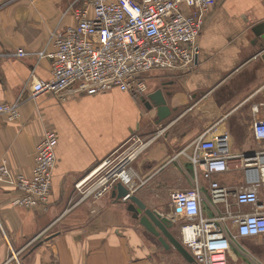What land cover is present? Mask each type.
Wrapping results in <instances>:
<instances>
[{"label": "crops", "instance_id": "0c3cea01", "mask_svg": "<svg viewBox=\"0 0 264 264\" xmlns=\"http://www.w3.org/2000/svg\"><path fill=\"white\" fill-rule=\"evenodd\" d=\"M84 1L0 0V102L24 98L32 80L50 78V59L36 52L53 49L51 33L73 25V9ZM263 31L264 0H224L205 16L193 67L149 73L142 95L118 88L44 94L26 97L17 120L0 114V163L5 159L10 170L0 176V264H197L172 245L165 248L112 189L98 200L82 197L80 189L108 161L129 154L126 187L172 220L170 232L179 242L185 218L170 197L195 185L201 216L227 215L219 225L234 234L231 216L255 210L238 204L235 193L253 182L259 165H247V158L263 148L252 134L253 122L264 119V58L257 48ZM18 49L28 54L12 55ZM157 89L170 110L158 122L156 109L145 103ZM46 130L57 136L48 203L12 205L19 195L16 176L30 175ZM219 136L226 138L228 168L207 179L202 163L208 150L197 142ZM212 181L224 189L222 199L212 198ZM226 264H264V235L232 240Z\"/></svg>", "mask_w": 264, "mask_h": 264}, {"label": "built area", "instance_id": "2783aa9c", "mask_svg": "<svg viewBox=\"0 0 264 264\" xmlns=\"http://www.w3.org/2000/svg\"><path fill=\"white\" fill-rule=\"evenodd\" d=\"M222 1L85 0L73 9L76 17L73 25L51 33L53 49L36 52L38 59H50L51 76L32 80L27 100L44 94L62 97L65 92L93 95L112 88L142 95L147 90L149 73L193 67L205 16ZM27 54L18 49L12 55L25 57ZM26 97L23 98L21 93L12 102H0V114L10 121L17 120ZM252 134L255 140L263 142V148L254 157L247 158V165L257 163L259 171L253 182L235 193V198L238 204L253 205L255 210L231 216L236 223L234 234L219 225L227 215L201 216L198 186L171 194L172 204L185 218L181 225V243L197 264H226V249L232 240L264 235V119L253 122ZM225 139V136H219L197 142V148L208 150L202 163L204 178L210 179L213 173L228 168ZM56 146V133L46 130L36 146L30 175L16 176L19 195L12 205L36 208L48 203ZM132 156L125 155L116 163L108 161L107 166L96 173L94 181L80 189L82 197L98 200L117 182L129 186L132 176L128 162ZM9 173L7 161L1 160L0 176ZM210 186L214 200L224 197V189L217 182L212 181Z\"/></svg>", "mask_w": 264, "mask_h": 264}, {"label": "water", "instance_id": "95a60500", "mask_svg": "<svg viewBox=\"0 0 264 264\" xmlns=\"http://www.w3.org/2000/svg\"><path fill=\"white\" fill-rule=\"evenodd\" d=\"M259 37L260 41L258 42L257 48L264 58V31L261 34L259 33ZM145 103L148 105V108L153 107L156 109L157 122L166 118L170 113L166 105V100L162 92L158 89L147 96ZM112 195L117 200L126 197L124 202L126 203L127 210L131 211L135 216L141 215L139 218L140 224L147 228L153 235L157 236L165 248L172 245L187 261H194L188 250L171 234L170 228L173 225L172 220L147 207L139 197L130 193L128 188L121 182H117L112 187Z\"/></svg>", "mask_w": 264, "mask_h": 264}, {"label": "bare ground", "instance_id": "6f19581e", "mask_svg": "<svg viewBox=\"0 0 264 264\" xmlns=\"http://www.w3.org/2000/svg\"><path fill=\"white\" fill-rule=\"evenodd\" d=\"M128 188V187H127ZM128 190H130V189H128ZM130 192V191H129ZM124 199H125V197L123 198V201H124ZM187 233V230H185V234Z\"/></svg>", "mask_w": 264, "mask_h": 264}, {"label": "rangeland", "instance_id": "374dc122", "mask_svg": "<svg viewBox=\"0 0 264 264\" xmlns=\"http://www.w3.org/2000/svg\"><path fill=\"white\" fill-rule=\"evenodd\" d=\"M118 160V159H117ZM116 159H114V160H112V161H114L113 163H116V161H117ZM107 169V168H106ZM106 169H105V171H106Z\"/></svg>", "mask_w": 264, "mask_h": 264}]
</instances>
